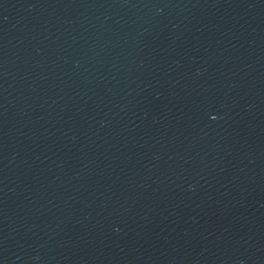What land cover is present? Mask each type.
Listing matches in <instances>:
<instances>
[{
  "label": "water",
  "instance_id": "95a60500",
  "mask_svg": "<svg viewBox=\"0 0 264 264\" xmlns=\"http://www.w3.org/2000/svg\"><path fill=\"white\" fill-rule=\"evenodd\" d=\"M0 264H264V0H0Z\"/></svg>",
  "mask_w": 264,
  "mask_h": 264
}]
</instances>
